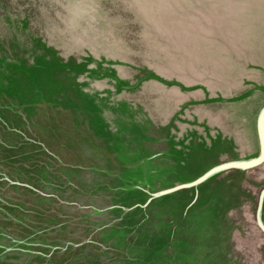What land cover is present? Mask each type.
Returning a JSON list of instances; mask_svg holds the SVG:
<instances>
[{"label": "rangeland", "instance_id": "obj_1", "mask_svg": "<svg viewBox=\"0 0 264 264\" xmlns=\"http://www.w3.org/2000/svg\"><path fill=\"white\" fill-rule=\"evenodd\" d=\"M263 106L264 0H0V264H264V162L180 187Z\"/></svg>", "mask_w": 264, "mask_h": 264}, {"label": "water", "instance_id": "obj_2", "mask_svg": "<svg viewBox=\"0 0 264 264\" xmlns=\"http://www.w3.org/2000/svg\"><path fill=\"white\" fill-rule=\"evenodd\" d=\"M258 131H259V137H260V143H261V150H260L259 156L255 157L252 160H249L247 162H243V163L231 161V162H226V163L220 164V165L214 167L213 169H211L206 174H204L202 177L192 181L189 184H184L180 187H186V186H190L193 184H197L198 182H201L203 179H205L206 176H208L209 174L216 172V171H219V170L226 169V168L236 167V166L253 167V166L259 165L261 162L264 161V107L262 108L261 112L259 113ZM263 206H264V190H262V192L260 194L259 202H258V210H257V223H258L259 227L264 231V220L262 218Z\"/></svg>", "mask_w": 264, "mask_h": 264}, {"label": "bare ground", "instance_id": "obj_3", "mask_svg": "<svg viewBox=\"0 0 264 264\" xmlns=\"http://www.w3.org/2000/svg\"><path fill=\"white\" fill-rule=\"evenodd\" d=\"M263 107H264V106H263ZM263 107H262V108H263ZM261 110H262V109H261ZM261 110H260V112H261ZM260 112H259V113H260ZM258 117H259V114H258ZM257 127H258V120H257ZM258 133H259V131H258ZM259 139H260V137H259ZM260 150H261V143H260ZM259 154H260V153H259ZM257 156H259V155H257ZM257 156H256V157H257ZM254 158H255V157H254ZM252 159H253V158H252ZM252 159H251V160H252ZM263 162H264V161H263ZM263 162H261V163H263ZM261 163H260V164H261Z\"/></svg>", "mask_w": 264, "mask_h": 264}]
</instances>
